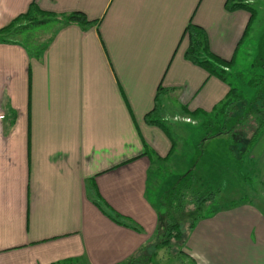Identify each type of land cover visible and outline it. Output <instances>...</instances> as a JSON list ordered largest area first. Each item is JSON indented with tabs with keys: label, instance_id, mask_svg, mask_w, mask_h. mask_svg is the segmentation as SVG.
Returning a JSON list of instances; mask_svg holds the SVG:
<instances>
[{
	"label": "crops",
	"instance_id": "obj_1",
	"mask_svg": "<svg viewBox=\"0 0 264 264\" xmlns=\"http://www.w3.org/2000/svg\"><path fill=\"white\" fill-rule=\"evenodd\" d=\"M225 2L0 0V30L32 4L53 16H33L41 43L0 38V264L147 262L162 215L149 174L178 152L163 122L211 114L233 89L184 58L191 23L235 65L250 15ZM76 12L89 24H65ZM157 95L161 127L145 120ZM260 130L251 176L264 188ZM213 153L208 172L222 177L226 153ZM184 248L191 264H264V204L230 200L193 223Z\"/></svg>",
	"mask_w": 264,
	"mask_h": 264
},
{
	"label": "rangeland",
	"instance_id": "obj_2",
	"mask_svg": "<svg viewBox=\"0 0 264 264\" xmlns=\"http://www.w3.org/2000/svg\"><path fill=\"white\" fill-rule=\"evenodd\" d=\"M248 2L256 11V17L235 65L232 62L231 67L223 71L241 102L229 107L222 104L208 115H190L186 125L183 123L186 119L163 122L175 140L177 149L173 152H178L149 174L147 196L162 214L157 238L168 229L166 222H171L179 226L180 239L171 238L169 247L150 251L152 255L147 264H191L184 253V240L194 222L227 207L230 200L236 198L254 199L264 204V188L251 176L254 163L250 159V149L264 126V0ZM26 22L15 24L5 34L17 30L14 35L29 44L41 43L48 37L49 33L39 31L36 25L32 28L33 25ZM218 139L225 140L226 146H216L214 142ZM217 149L226 153L223 165L217 170L222 171V177L208 172V161L215 157L212 153ZM253 192H256L255 197L251 196ZM210 194H214L213 199L201 207L192 201L193 197L195 200Z\"/></svg>",
	"mask_w": 264,
	"mask_h": 264
},
{
	"label": "trees",
	"instance_id": "obj_3",
	"mask_svg": "<svg viewBox=\"0 0 264 264\" xmlns=\"http://www.w3.org/2000/svg\"><path fill=\"white\" fill-rule=\"evenodd\" d=\"M248 1H251V0H226L225 2V9L227 11L245 10L249 13L250 17H249V22L247 24V27L245 29L244 40L246 39L247 34L251 28V25L254 22V19L256 17V11L251 7V4ZM32 14L33 16H38L41 18L53 17L50 14L40 12L35 7V5L32 4L31 7L29 8V11L26 14L18 16L15 20L11 22V24H9V26L0 30V37L3 36L15 24L21 21H24V20L27 22H30L32 25H36V24L38 25V24L44 23V22H38L37 18L33 17L32 19ZM63 21L65 22V24L67 23H76L80 25L89 24L86 17L82 13H78V12L65 16ZM183 36H186L187 41H188V46L184 53L185 60H187L188 62H190L191 64L197 67H200L205 72H207L209 75L215 76L223 81H226L223 71H224V68L231 67L232 61L223 60L210 52L208 48L205 32L200 27L189 23L183 32ZM230 99H232L231 102H230ZM239 102H241V98H239L236 92L233 89H231L229 91L226 101L223 103L222 106L229 107L233 103L235 104ZM157 108H158V95L155 98V105H154L153 110L145 116V120L150 125H158L159 127H161L162 123L160 121L152 120ZM196 113H192L190 115L192 116V115H195ZM213 195L214 194H210L208 196L196 198L195 199L196 201L194 200V197H193L192 201L197 206L201 207L203 206L204 203L211 201L213 199ZM97 207L100 209V211L104 215H106L113 222L119 225L125 226V224H123L119 220L120 218L113 211H110V212L106 211L102 209L100 205H98ZM160 222H161V215L158 217V224H160ZM166 224L168 225V229L165 231L164 234L158 236L156 243L153 246V250L169 247L171 238L175 240L180 239L179 226L171 222L170 223L166 222ZM66 263H71V261H65L61 264H66ZM125 264H147V262L144 263V261L141 258H138V259L133 258V259H129Z\"/></svg>",
	"mask_w": 264,
	"mask_h": 264
},
{
	"label": "built area",
	"instance_id": "obj_4",
	"mask_svg": "<svg viewBox=\"0 0 264 264\" xmlns=\"http://www.w3.org/2000/svg\"><path fill=\"white\" fill-rule=\"evenodd\" d=\"M185 122H189V120L188 119H186V120H184Z\"/></svg>",
	"mask_w": 264,
	"mask_h": 264
}]
</instances>
